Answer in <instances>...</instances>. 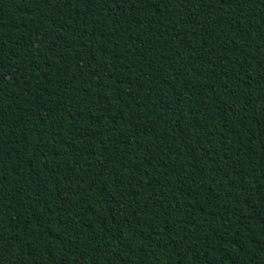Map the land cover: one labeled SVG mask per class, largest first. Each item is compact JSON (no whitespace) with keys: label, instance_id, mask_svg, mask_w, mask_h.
<instances>
[{"label":"trees","instance_id":"trees-1","mask_svg":"<svg viewBox=\"0 0 264 264\" xmlns=\"http://www.w3.org/2000/svg\"><path fill=\"white\" fill-rule=\"evenodd\" d=\"M0 264H264V0H0Z\"/></svg>","mask_w":264,"mask_h":264}]
</instances>
